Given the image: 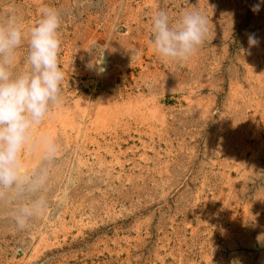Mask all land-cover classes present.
Segmentation results:
<instances>
[{
    "label": "rangeland",
    "instance_id": "1",
    "mask_svg": "<svg viewBox=\"0 0 264 264\" xmlns=\"http://www.w3.org/2000/svg\"><path fill=\"white\" fill-rule=\"evenodd\" d=\"M44 6L61 13L62 101L32 130L21 187L0 188V264H264V3L0 0V21L27 32ZM160 10L207 17L187 62L150 43Z\"/></svg>",
    "mask_w": 264,
    "mask_h": 264
},
{
    "label": "clouds",
    "instance_id": "2",
    "mask_svg": "<svg viewBox=\"0 0 264 264\" xmlns=\"http://www.w3.org/2000/svg\"><path fill=\"white\" fill-rule=\"evenodd\" d=\"M260 6V3L253 5L252 11L258 12ZM39 12L40 19L27 32L15 13L0 21V188L21 187L22 156L32 138V130L62 101L65 74L59 64L61 13L49 6L41 7ZM208 23L199 10H186L176 23L171 22L166 11L160 10L152 17L154 35L150 43L161 58L187 62L203 45ZM25 39L28 40L25 61L28 68L16 73L14 66ZM258 43L255 34H248L250 48ZM100 47L105 51L110 42ZM104 51L95 63L98 73L105 71ZM53 150L54 146L49 145V152ZM42 211L38 198L30 205L21 206L15 221L23 228Z\"/></svg>",
    "mask_w": 264,
    "mask_h": 264
}]
</instances>
